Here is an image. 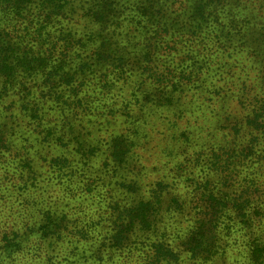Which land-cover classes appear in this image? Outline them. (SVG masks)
Here are the masks:
<instances>
[{
  "label": "rangeland",
  "instance_id": "374dc122",
  "mask_svg": "<svg viewBox=\"0 0 264 264\" xmlns=\"http://www.w3.org/2000/svg\"><path fill=\"white\" fill-rule=\"evenodd\" d=\"M78 1L60 0L66 9L58 20L32 12L34 19L26 21L25 48L18 49L13 58L15 62L27 58L38 66L25 72L28 79L17 93L10 92V106L8 101L0 102V121L6 124L9 140L0 137V241L4 233L20 230L21 238V231L41 224L45 209L67 214L70 225L60 243L35 235L32 243H23L21 253L8 257L3 252L0 264H149L157 243L176 252L178 260L170 264H246L255 238L261 236L264 242V219L250 228L251 224L234 219L233 212L222 211V202L206 207L202 184L205 187L209 180L214 192L221 189L228 194L226 199L248 185L260 194L254 206L264 207V185L246 166L230 171V185L221 187L223 178L231 175L222 173L213 162L217 158L213 159L214 151H226L229 145L237 148L242 142L241 137L228 135V129L235 118L244 121L256 102L255 94L264 90L261 65L241 47L229 48L224 54L216 50L214 56L222 54L229 62L219 71L240 81L229 92L215 75L218 59L213 60V72L203 85L199 81L183 86L175 83L190 68L170 67L165 55L157 58V67L148 75L146 66H132L143 42L130 23L135 18L133 0H127L118 30L128 41L117 51L124 67L109 74L110 58L102 60L103 68L94 67L105 50L101 42L107 47V14L91 21L83 17L84 11L73 14L70 5ZM41 3L38 0L36 6ZM251 8L262 11L258 3ZM37 16L46 27L40 36ZM8 18L0 8V20ZM59 62L64 63L63 69L55 67ZM70 73V80L63 77ZM199 75L207 76L203 69ZM159 76H166L161 79L163 85H159ZM243 78L250 92L239 100ZM200 86L204 94L196 91ZM225 91L232 97L223 103ZM51 130H55L54 137ZM115 139L127 145L126 164L113 160L110 149ZM84 143L95 146L90 150L100 155L79 168V144ZM108 160L112 163L106 167ZM132 180L140 187L129 191ZM141 198L158 203L154 231L141 240L133 239L134 250L107 249L112 247L109 238L113 233L138 219L129 210L135 211ZM210 216L217 226L223 223L218 233L215 227L216 236L222 239L221 253L207 261L201 257L192 261L186 252L190 232L197 221Z\"/></svg>",
  "mask_w": 264,
  "mask_h": 264
},
{
  "label": "trees",
  "instance_id": "16d2710c",
  "mask_svg": "<svg viewBox=\"0 0 264 264\" xmlns=\"http://www.w3.org/2000/svg\"><path fill=\"white\" fill-rule=\"evenodd\" d=\"M41 1V5L36 6L38 0H0V8L9 17L4 19V22L0 20V102L8 101L10 103L8 106L11 105V102L7 100L10 92L17 93L15 91L21 84L25 83V79H28L25 72L38 66L36 62H29L27 58H23L18 62H15L13 58L16 56L18 49L25 48L23 44L28 37L26 33L29 30L26 21L34 19L32 12L37 15L45 13L48 17H56L58 20L60 13L66 9L64 8L66 3L59 4L60 0ZM126 2L127 0H79L70 5L71 13L77 14L84 11L85 15L83 17L89 21L98 18L97 16L105 17V14H107V47L103 45L104 42H101V46L105 50L100 52L98 59L94 61V67L103 68L102 60L106 57L107 60L110 58L112 62L111 68L107 70L109 74L114 73V71L121 72L124 67V65H121L123 58L117 51L123 41H128L122 37V32L118 30L121 21L120 15L126 6ZM256 3L260 4L262 10L258 13L252 8L249 9L251 5L256 6ZM130 4L135 12V18L130 23L136 26L138 30L139 36L136 35L138 41L143 42L136 60L132 62V66L140 69L141 66H146V69L149 70L144 73L150 75L157 67V58L165 55L170 67L173 68L174 64H177V66L188 65L191 69L186 67L185 76L178 77L175 83L183 86L186 82L199 81L200 85H203L209 82V73L213 72V70L211 71L213 60L218 59L220 60L218 64L220 66L218 70L216 69L215 75L218 76V81L223 82L222 89L223 87H229L227 91L229 92L240 81L238 79V81L234 80V75H228L226 72V75H224V72L219 71V69L228 67L227 64L229 63L228 59L224 58L222 54L229 48L234 50V48L239 47L242 51L246 50L250 58L261 65V70L264 72V0H133ZM247 9L250 11L246 12ZM40 17L37 16L38 20H35L41 28L38 36L46 28L45 24L40 22ZM47 20H50V18H47ZM101 27L103 29L104 24H101ZM143 40H145V43ZM216 50L222 51V54L214 56V52L217 53ZM63 66L64 63L59 62L55 67L63 69ZM240 66L244 67V64ZM202 69L207 76L202 77V75H199ZM17 72L18 76L15 77ZM75 72L77 73L76 70ZM19 74H23V76L19 77ZM63 77L70 80L72 74H66ZM159 77V85H163L161 79L166 80V76ZM245 77H249V74H245ZM246 82L243 78L240 84L242 88L240 90L238 88L237 96L239 100L242 99L244 93L250 92ZM172 84L170 83V85ZM198 90H201V86L196 89V91ZM200 92L205 93L204 90ZM227 92L225 91L221 95L223 103L225 99L232 97L231 94L227 95ZM262 94H264V90L262 92L259 90V93L255 94L254 99H256V102L244 121L241 122L235 118L231 130L228 129V135L233 136L235 134L236 138L241 137L242 142L237 148L229 145L228 148L230 149H225L226 151H214L213 159L217 157L213 160L215 165L222 173L228 172L227 174L231 175L230 179L223 178L220 184L221 187L230 185L233 177L230 171H234L237 166H246V169L251 171V174H254L264 185V97H262ZM258 96L259 98H257ZM45 117L40 120L41 123L44 122ZM6 129V124L0 121V137L8 140ZM224 129H227V127H224ZM54 131H50L51 137H54ZM120 141L121 139L112 141L113 146L110 152L114 161L126 164L128 160H125L124 155L127 151V145ZM79 145H81L79 146V152L82 161L79 162L80 167H78L85 168L89 161L99 156L100 153L90 150L95 146L86 143ZM81 162H84V164H80ZM29 163H32V161L29 160ZM107 163L111 164L112 162L108 160L105 164L106 167ZM129 165L131 164L129 163ZM30 171V174L33 175V165H31ZM262 178L263 180H261ZM205 183L206 186L204 187L202 184V187L206 198V207L209 205L208 207L212 208L214 201H217V204L222 202V211L233 212L235 214L234 219H239L243 224H251L250 228L253 227L255 222L264 219V207L254 206L257 205L260 197L258 190L246 185L242 187L243 190L240 193L231 194V198L226 199V195H228L226 192H221V189L214 192L213 188L209 187L212 183L209 180ZM136 186L140 187L136 180H132L129 191H133V187ZM95 189L94 187L93 190ZM157 205V202H150L145 198H141L137 202L136 210H129L130 216L136 215L138 219L131 220L121 230L113 233L109 238L112 247L107 246V249L134 250V248H131L133 239L139 238L141 240L154 231ZM215 208L217 209V207ZM41 214L43 215L41 224L38 226L34 224V227L28 228L26 233L21 231V238H18L20 236L18 231L20 230H16V233L2 234L0 257L3 252L8 257L21 253L23 243L25 241L32 243L35 235L39 236L40 240H54L57 243L65 239L64 232L70 225L68 215L51 209H45ZM220 225H223V223L217 226L214 217L211 216L207 220L203 219L199 223L198 221L195 223L193 230L190 232L189 246L186 248V252L189 253L192 261L200 257L203 261H207L205 259H210L221 253L222 239H219L215 233V227L217 226L218 233ZM261 239V236L255 238L252 250L251 252L249 250V254H247L246 264H251V262L252 264L254 262L264 263V242ZM163 245L157 243L154 246L149 264H170L178 260L176 252L171 247L165 245L164 247ZM135 249L139 250L138 248Z\"/></svg>",
  "mask_w": 264,
  "mask_h": 264
}]
</instances>
